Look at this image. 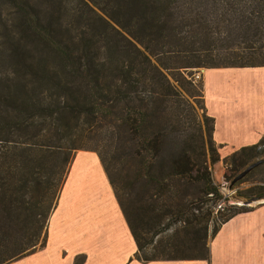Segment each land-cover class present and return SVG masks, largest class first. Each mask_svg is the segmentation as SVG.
<instances>
[{
	"label": "trees",
	"instance_id": "trees-1",
	"mask_svg": "<svg viewBox=\"0 0 264 264\" xmlns=\"http://www.w3.org/2000/svg\"><path fill=\"white\" fill-rule=\"evenodd\" d=\"M256 66L264 0H0V264L44 246L77 150L98 155L135 259H208L220 225L252 208L211 217L220 157L192 70ZM261 156L264 133L223 158L224 177ZM236 194L264 198V183Z\"/></svg>",
	"mask_w": 264,
	"mask_h": 264
},
{
	"label": "crops",
	"instance_id": "crops-1",
	"mask_svg": "<svg viewBox=\"0 0 264 264\" xmlns=\"http://www.w3.org/2000/svg\"><path fill=\"white\" fill-rule=\"evenodd\" d=\"M220 161L264 133V66L201 70ZM208 259L134 258L136 244L98 155L77 150L37 249L7 264H264V201L220 225Z\"/></svg>",
	"mask_w": 264,
	"mask_h": 264
},
{
	"label": "rangeland",
	"instance_id": "rangeland-1",
	"mask_svg": "<svg viewBox=\"0 0 264 264\" xmlns=\"http://www.w3.org/2000/svg\"><path fill=\"white\" fill-rule=\"evenodd\" d=\"M204 67L198 68V69H193V77L195 83L198 85L201 81V70ZM199 75V77H196V75ZM201 104V103H199ZM197 107L199 106L198 104H195ZM198 112L199 108L197 109ZM117 145V141L115 140L113 143V146L115 147ZM115 157V165L113 169V177L116 183V192L119 196H121L122 199L126 200V154L121 153V151L116 152L114 154ZM264 156L258 157L256 159H253L251 162L256 161L257 159H261ZM220 161V160H219ZM250 162V163H251ZM211 169V176L213 179V182L218 186L219 191L222 195V198L212 207L211 209V217L213 216V221L217 218L218 216V210L220 212H226V208L230 207V205H237V203H241L242 201H245L247 199H242L237 197L236 191L239 189L245 188L253 183H264V161L254 167L250 172H248L242 179L241 182L238 183L235 182L232 186L230 187V182L228 179L224 177V174L227 176L233 175L229 171L225 169V165L223 163V159L221 162H217L214 165H212ZM239 180V181H240ZM260 201L264 200V198H259ZM260 204L259 201L253 202L249 205H242L245 206L246 208H253ZM241 206V205H237ZM212 222V221H211ZM209 243V240H208Z\"/></svg>",
	"mask_w": 264,
	"mask_h": 264
},
{
	"label": "water",
	"instance_id": "water-1",
	"mask_svg": "<svg viewBox=\"0 0 264 264\" xmlns=\"http://www.w3.org/2000/svg\"><path fill=\"white\" fill-rule=\"evenodd\" d=\"M264 161V157L261 159H257L254 162L249 163L247 166H245L239 173H237L232 181L230 182V187L237 181H239L240 179H242L248 172H250L254 167H256L257 165L261 164ZM263 202L264 200L260 201L259 198L253 197L250 199H247L245 201H242L241 203H237V205H249L253 202Z\"/></svg>",
	"mask_w": 264,
	"mask_h": 264
},
{
	"label": "built area",
	"instance_id": "built-area-1",
	"mask_svg": "<svg viewBox=\"0 0 264 264\" xmlns=\"http://www.w3.org/2000/svg\"><path fill=\"white\" fill-rule=\"evenodd\" d=\"M194 76V75H193ZM196 77H199V75L197 74Z\"/></svg>",
	"mask_w": 264,
	"mask_h": 264
}]
</instances>
